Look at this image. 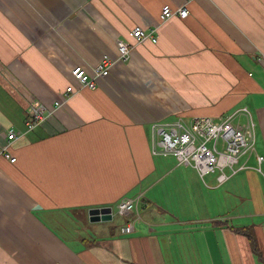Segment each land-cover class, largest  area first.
<instances>
[{
    "label": "crops",
    "instance_id": "1",
    "mask_svg": "<svg viewBox=\"0 0 264 264\" xmlns=\"http://www.w3.org/2000/svg\"><path fill=\"white\" fill-rule=\"evenodd\" d=\"M166 4L188 17L160 22ZM117 40L132 44L125 62ZM104 55L109 75L79 88L71 70L93 77ZM243 107L255 151L225 182L152 154L154 122ZM35 111L46 119L28 131ZM9 130L0 264H264V0H0V144ZM239 192L248 213L232 209ZM138 195L123 234L113 208ZM105 207L111 221L91 223Z\"/></svg>",
    "mask_w": 264,
    "mask_h": 264
},
{
    "label": "built area",
    "instance_id": "2",
    "mask_svg": "<svg viewBox=\"0 0 264 264\" xmlns=\"http://www.w3.org/2000/svg\"><path fill=\"white\" fill-rule=\"evenodd\" d=\"M185 7L173 10L169 5H163L159 13V21L165 22L173 16L181 19L188 17ZM136 43L149 39V34L136 28L130 33ZM156 42V38H150ZM120 61H127L132 44L126 41H116ZM114 62L106 55L93 69V77L88 76L80 67L71 70V77L79 88L94 90L97 80L106 78ZM74 86L66 87L67 94L74 93ZM59 101L55 102L58 106ZM243 117L244 121L240 122ZM45 117L35 113L32 122L26 129L32 130L37 124L43 123ZM255 123L246 107L215 120L210 117L198 116L185 120L176 118L170 122H154L152 124V154L158 156H173L179 166L191 167L198 177L203 180L205 176L217 172L216 180L221 184L228 180L226 169L233 171L239 158L248 156L255 151L256 132ZM19 136L13 130L6 134V141L0 144V157L10 164L17 159L11 153V146ZM258 163L262 157H257ZM234 172V171H233ZM142 195L126 198L118 202L116 212L125 216L129 221L121 228V233L130 234L134 230V223L140 220L139 205Z\"/></svg>",
    "mask_w": 264,
    "mask_h": 264
},
{
    "label": "water",
    "instance_id": "3",
    "mask_svg": "<svg viewBox=\"0 0 264 264\" xmlns=\"http://www.w3.org/2000/svg\"><path fill=\"white\" fill-rule=\"evenodd\" d=\"M89 221L91 223L94 222H106L111 221L112 219V208L105 207V208H94L88 211Z\"/></svg>",
    "mask_w": 264,
    "mask_h": 264
},
{
    "label": "rangeland",
    "instance_id": "4",
    "mask_svg": "<svg viewBox=\"0 0 264 264\" xmlns=\"http://www.w3.org/2000/svg\"><path fill=\"white\" fill-rule=\"evenodd\" d=\"M253 121H254V120H253ZM254 123H255V122H254ZM255 132H256V127H255ZM215 174L217 175V172H216ZM210 176H211V175H210ZM243 197H244V196H242V193L239 192V198H238V201H237L236 205H234V207L232 208L236 213H248L249 211H251V209H249V208H247V207H243V206H241L240 203H238V202H240V199L243 198ZM242 202H243V201H242ZM113 210L116 211V207L113 208ZM117 221H119L118 218H116L113 222L116 223Z\"/></svg>",
    "mask_w": 264,
    "mask_h": 264
},
{
    "label": "trees",
    "instance_id": "5",
    "mask_svg": "<svg viewBox=\"0 0 264 264\" xmlns=\"http://www.w3.org/2000/svg\"><path fill=\"white\" fill-rule=\"evenodd\" d=\"M178 116H179V115H178ZM247 236H248V239H249L250 243H251L252 246L254 247L253 238H252L251 236H249V235H247Z\"/></svg>",
    "mask_w": 264,
    "mask_h": 264
}]
</instances>
